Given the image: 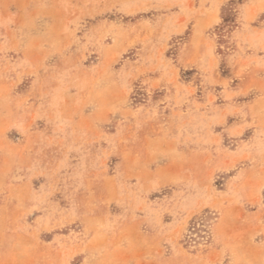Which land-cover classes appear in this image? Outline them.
<instances>
[{
    "label": "rangeland",
    "instance_id": "374dc122",
    "mask_svg": "<svg viewBox=\"0 0 264 264\" xmlns=\"http://www.w3.org/2000/svg\"><path fill=\"white\" fill-rule=\"evenodd\" d=\"M0 264H264V0H0Z\"/></svg>",
    "mask_w": 264,
    "mask_h": 264
}]
</instances>
